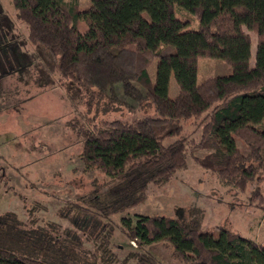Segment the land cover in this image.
<instances>
[{
    "label": "trees",
    "instance_id": "1",
    "mask_svg": "<svg viewBox=\"0 0 264 264\" xmlns=\"http://www.w3.org/2000/svg\"><path fill=\"white\" fill-rule=\"evenodd\" d=\"M90 2L78 11L62 0H12L27 25L31 51L22 50L17 39L8 44L12 23L0 13L3 74L21 78L33 70L38 83L52 84L57 73L67 94L82 93L85 118L72 123L79 155L85 169L108 178L65 201L66 225L35 217V204L23 219L0 212V264H160L141 249L156 242L167 244L182 264H264V244L221 226L203 232L191 211L186 220L163 214L120 218L121 230L140 250L119 256L110 219L143 203L150 184L168 182L186 167L188 150L201 148L209 151L192 155L198 165L241 191L255 183L250 200L264 210L259 185L264 181V0ZM176 6L196 16V29L184 28ZM245 29L256 36L253 64ZM201 57L220 58L232 71L198 83ZM152 58L157 60L153 82ZM170 76L178 87L173 98ZM138 104L151 106L153 114L132 121L96 119L98 111L123 105L132 110ZM186 122L200 125L199 139L185 131ZM237 139L248 151H241Z\"/></svg>",
    "mask_w": 264,
    "mask_h": 264
},
{
    "label": "rangeland",
    "instance_id": "2",
    "mask_svg": "<svg viewBox=\"0 0 264 264\" xmlns=\"http://www.w3.org/2000/svg\"><path fill=\"white\" fill-rule=\"evenodd\" d=\"M62 1L78 11L91 6L90 0ZM174 11L179 19L186 21L185 29L197 28L198 21L193 13L178 6ZM0 13L12 23L14 38L8 44H15L17 39L23 44L22 50L31 51L27 25L17 17L12 0H0ZM245 31L251 39L253 64L256 36L252 31ZM156 62L152 58L148 63L152 82ZM3 70L5 68L0 64V212L13 211L23 219L28 214V207L35 204V217L66 225L70 213L63 206L65 201L75 199L108 179L99 170L85 169L79 155L81 142L72 123L84 121L82 93L67 94L57 73L53 74L54 81L50 84L38 83L39 75L33 70L30 76L22 75L21 78L16 73L4 75ZM231 71L220 58L201 57L196 80L199 83L213 76L228 75ZM177 92V84L170 76L168 96L173 98ZM147 114H153V108L147 104H138L132 110L123 105L108 113L98 111L96 119L132 121ZM92 115L93 112L87 114L88 118ZM199 127L196 122L184 124L185 131L195 140L199 139ZM237 145L241 151H248L242 140L237 139ZM189 151L186 167L164 184H150L143 203L111 215L115 224L111 242L119 256L140 250L137 241L123 233L120 223L123 217L134 221L135 214H163L186 220L191 211L200 220L203 232H212L221 226L239 232L250 242L264 244V210L250 200L255 183H249L243 191L224 185L215 174L193 160L192 155L202 157L208 149H197L192 154ZM259 185L264 196V181ZM141 249L154 254L160 264H182L163 242L143 244Z\"/></svg>",
    "mask_w": 264,
    "mask_h": 264
}]
</instances>
